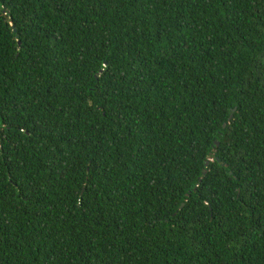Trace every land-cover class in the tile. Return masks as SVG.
<instances>
[{"label": "trees", "instance_id": "obj_1", "mask_svg": "<svg viewBox=\"0 0 264 264\" xmlns=\"http://www.w3.org/2000/svg\"><path fill=\"white\" fill-rule=\"evenodd\" d=\"M0 264H264V0H0Z\"/></svg>", "mask_w": 264, "mask_h": 264}, {"label": "water", "instance_id": "obj_2", "mask_svg": "<svg viewBox=\"0 0 264 264\" xmlns=\"http://www.w3.org/2000/svg\"><path fill=\"white\" fill-rule=\"evenodd\" d=\"M19 44V43H18ZM235 109H233V111H234ZM232 118V113L230 114V116H229V119H231ZM223 127H225V125H223ZM216 145H217V143H216Z\"/></svg>", "mask_w": 264, "mask_h": 264}]
</instances>
